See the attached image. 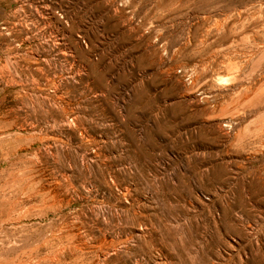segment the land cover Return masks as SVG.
<instances>
[{"label": "rangeland", "instance_id": "obj_1", "mask_svg": "<svg viewBox=\"0 0 264 264\" xmlns=\"http://www.w3.org/2000/svg\"><path fill=\"white\" fill-rule=\"evenodd\" d=\"M0 264H264V0H0Z\"/></svg>", "mask_w": 264, "mask_h": 264}]
</instances>
